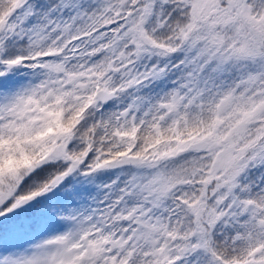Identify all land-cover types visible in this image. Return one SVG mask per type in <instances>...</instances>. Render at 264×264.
Segmentation results:
<instances>
[{
	"label": "snow or ice",
	"instance_id": "snow-or-ice-1",
	"mask_svg": "<svg viewBox=\"0 0 264 264\" xmlns=\"http://www.w3.org/2000/svg\"><path fill=\"white\" fill-rule=\"evenodd\" d=\"M0 264H264V0H0Z\"/></svg>",
	"mask_w": 264,
	"mask_h": 264
}]
</instances>
